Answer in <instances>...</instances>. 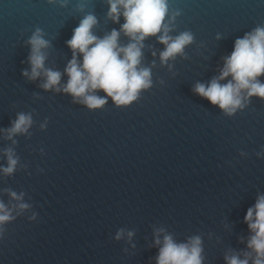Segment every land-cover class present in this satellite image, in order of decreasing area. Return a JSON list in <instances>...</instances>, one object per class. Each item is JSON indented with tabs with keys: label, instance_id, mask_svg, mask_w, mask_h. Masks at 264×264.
Instances as JSON below:
<instances>
[{
	"label": "water",
	"instance_id": "obj_1",
	"mask_svg": "<svg viewBox=\"0 0 264 264\" xmlns=\"http://www.w3.org/2000/svg\"><path fill=\"white\" fill-rule=\"evenodd\" d=\"M107 10L105 0H69L66 7L0 0V128L18 112L32 111L36 121L31 138L16 137L28 167L9 178L0 174V189L24 191L32 204L7 225L0 264H155L153 225L177 241L201 235L204 264H225L229 248H245L244 216L264 194V157L256 155L264 148V101L253 97L227 117L192 89L219 75L237 38L264 25V0H169L170 14L181 13L171 34L190 30L195 43L185 48L187 59L169 61V71L159 61L164 46L148 38L142 66L155 60L153 87L127 107L108 98L102 109L88 110L68 94L41 88L43 76L21 75L30 71L25 41L36 27L51 43L45 66L63 72L72 58L66 41L84 14L97 16L101 37L124 22L107 20ZM120 42L128 38L122 34ZM10 145L0 138V149ZM0 165L6 166L2 156ZM119 228L135 229V236L117 241Z\"/></svg>",
	"mask_w": 264,
	"mask_h": 264
},
{
	"label": "clouds",
	"instance_id": "obj_2",
	"mask_svg": "<svg viewBox=\"0 0 264 264\" xmlns=\"http://www.w3.org/2000/svg\"><path fill=\"white\" fill-rule=\"evenodd\" d=\"M50 5L66 7L69 0H47ZM108 10L106 19L119 24L121 17L124 22L119 29L113 28L102 37L94 29L98 26V18L93 12H87L73 29L72 37L66 41L72 52L63 72L45 66L48 58L46 51L51 47L46 33L36 27L25 43L30 46L27 62L30 71L24 69L21 75L29 81H35L41 76L44 82L39 86L45 91L63 92L73 98V103H79L88 110L102 109L111 98L117 107H127L140 98L141 92L153 87L152 65L142 66L145 41L155 37L164 46L159 51V61L162 67L169 71L177 56L187 59L185 48L195 43V36L190 30L171 33L175 30L176 18L180 11H169V0H105ZM76 9L85 12V4L78 3ZM128 38L126 44L120 42L121 35ZM220 39V36H217ZM152 55H157L152 51ZM82 57V59H81ZM223 59V67L219 75L213 77L207 84L197 82L192 91L201 98L207 99L227 117H233L238 111L249 106L253 97L264 101V25H257L234 42L233 51ZM68 77L61 84L62 76ZM230 77V79H229ZM222 81H226L222 83ZM162 83V81H161ZM103 92L101 96L98 93ZM36 121L33 112H18L11 126L0 128V138L10 141L11 145L0 149V156L6 159V166L0 165V174L5 178L12 177L17 171L24 170L27 164L21 163V158L15 148L16 137L31 138L30 129ZM48 119L39 124L41 131L47 127ZM44 155V149H40ZM241 155H246L243 151ZM258 157H264V148L257 152ZM43 171V169H38ZM31 173H29L30 175ZM7 195L6 203L0 198V239L7 231V225L17 217L32 209V204L25 200L26 193H17L11 188L0 189V197ZM33 212L30 220L36 219ZM249 235L241 236L239 242L245 248L235 250L229 248L224 254L225 264H264V194H259L253 206L247 209L244 216ZM125 233L131 241L135 229L119 228L114 239L121 240ZM158 248L155 264H204V247L201 235L188 236L184 241H177L174 234L163 226L153 225V244ZM135 248V244H132Z\"/></svg>",
	"mask_w": 264,
	"mask_h": 264
}]
</instances>
